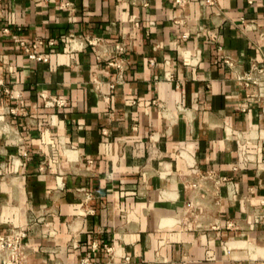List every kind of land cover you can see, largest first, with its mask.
Returning <instances> with one entry per match:
<instances>
[{
    "label": "crops",
    "instance_id": "1",
    "mask_svg": "<svg viewBox=\"0 0 264 264\" xmlns=\"http://www.w3.org/2000/svg\"><path fill=\"white\" fill-rule=\"evenodd\" d=\"M212 1L0 0L16 264H264V97L221 61L264 64V0Z\"/></svg>",
    "mask_w": 264,
    "mask_h": 264
},
{
    "label": "built area",
    "instance_id": "2",
    "mask_svg": "<svg viewBox=\"0 0 264 264\" xmlns=\"http://www.w3.org/2000/svg\"><path fill=\"white\" fill-rule=\"evenodd\" d=\"M174 2L179 6H185L188 0H174ZM206 2L213 3L212 0H206ZM41 43L42 41L38 40L30 44L24 42L20 44L30 59L45 62L48 60V55L37 51V45ZM49 43L54 42L49 41ZM114 51L122 53L124 51L123 43L115 42ZM221 61L234 72L236 80L240 81L244 87L251 89V92L243 97L242 111L248 108L249 102L264 97V64L252 63L248 69H239V64L234 59L222 57ZM25 235V229L21 227H11V232L8 235H0V264H16L20 261ZM124 260L127 261L128 257H125ZM84 262L85 260L81 264Z\"/></svg>",
    "mask_w": 264,
    "mask_h": 264
}]
</instances>
